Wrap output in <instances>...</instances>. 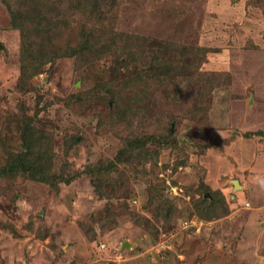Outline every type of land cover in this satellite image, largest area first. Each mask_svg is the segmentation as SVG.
Masks as SVG:
<instances>
[{
	"label": "rangeland",
	"instance_id": "obj_1",
	"mask_svg": "<svg viewBox=\"0 0 264 264\" xmlns=\"http://www.w3.org/2000/svg\"><path fill=\"white\" fill-rule=\"evenodd\" d=\"M47 1L0 0V264H264V0Z\"/></svg>",
	"mask_w": 264,
	"mask_h": 264
},
{
	"label": "trees",
	"instance_id": "obj_2",
	"mask_svg": "<svg viewBox=\"0 0 264 264\" xmlns=\"http://www.w3.org/2000/svg\"><path fill=\"white\" fill-rule=\"evenodd\" d=\"M94 1L97 4L98 0H94ZM73 2H75L74 3V6H73L75 12H78V13L85 12V8L82 6V4L84 3V0H73ZM31 3H32V7L35 8V9H37L36 10L37 12L35 13V16H36L37 19H40L41 20V19L47 18V14L48 13H44L43 12L41 14V16H39V13L41 11V10H39L40 9V5H41L42 9L44 7H47L46 5L49 3L47 0H40V2H39V0H31ZM7 6L9 7V10H10L12 16H13V19H15V24L19 25V19L17 17H18V14L20 13V5L19 4H16V5H13V7H12V5L9 2H7ZM48 8H49V10H53L51 13H53L55 11V7L53 5L51 7H48ZM38 10H39V13H38ZM16 15H17V17H16ZM51 19H53V17ZM52 23H54V22H50L49 23L50 25L46 29H54V27L51 28V24ZM257 134L260 135L261 133H257ZM137 144H138L137 141H135V140L134 141H131V142H129V147L134 149L137 146ZM24 145L25 146H28L29 144L26 142ZM25 146H24V148H25ZM25 150H28V149L25 148L24 151ZM126 151H124V152H126ZM132 155L133 154L130 155V152H129L128 161H132V159H131L132 158ZM38 159H39V156H38ZM15 161H17V163L16 164H12L9 167V170L10 171H15V170H18V169L21 170L22 168H24V169H22V171L24 172V174L27 173L32 178L39 177V175L37 174V171H38L39 168H36V166L39 165L38 164L39 163L38 161L35 160L34 162L29 163L27 161V156H23V155H21L20 158L19 157L16 158Z\"/></svg>",
	"mask_w": 264,
	"mask_h": 264
},
{
	"label": "water",
	"instance_id": "obj_3",
	"mask_svg": "<svg viewBox=\"0 0 264 264\" xmlns=\"http://www.w3.org/2000/svg\"><path fill=\"white\" fill-rule=\"evenodd\" d=\"M237 183H238L237 181H233L234 189H237V187H236L237 186ZM238 187H240V186H238ZM124 245H126V244H124Z\"/></svg>",
	"mask_w": 264,
	"mask_h": 264
}]
</instances>
